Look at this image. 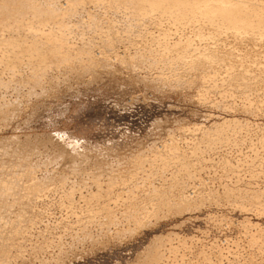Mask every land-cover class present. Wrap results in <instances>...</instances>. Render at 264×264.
<instances>
[{
    "label": "rangeland",
    "instance_id": "374dc122",
    "mask_svg": "<svg viewBox=\"0 0 264 264\" xmlns=\"http://www.w3.org/2000/svg\"><path fill=\"white\" fill-rule=\"evenodd\" d=\"M69 1L1 10L0 264H264V25Z\"/></svg>",
    "mask_w": 264,
    "mask_h": 264
},
{
    "label": "bare ground",
    "instance_id": "6f19581e",
    "mask_svg": "<svg viewBox=\"0 0 264 264\" xmlns=\"http://www.w3.org/2000/svg\"><path fill=\"white\" fill-rule=\"evenodd\" d=\"M78 1H80V0H70L69 2H78ZM98 1L99 0H86L84 2V4L83 3L82 4L85 5V3H86L87 5L88 4L90 5V2H94L95 3V2H98ZM105 1H107V0H105ZM122 1L130 2V6H136V7H139L141 5L140 2H144V0H122ZM161 1H163V2H161ZM188 1L189 0H185V1H183V0H152V2L149 5H150V8L153 9V10H157L158 8L159 9H162V8L170 9V5L180 6V11H178L179 17H185V18H187V21H190V22H193V21H195L198 18H207L208 21L213 22L212 21L213 16L217 15V16H221L223 19H226L225 21H227L229 23V26L232 27V28H235V29H238V28H241V27L254 29L256 27H259L260 25H264V12H262V9H264V8H261L256 13L253 12L254 10H256L258 8V6L264 7V5H261L260 2L258 3L255 0H201L203 2L201 4L202 6L199 5V6H195L194 8H192V6H189ZM210 1H214L215 3H214V5L212 7L209 8V7H207V5L209 4L208 2H210ZM87 2H89V3H87ZM14 3H17L16 0H5V1L1 2L0 3V14L2 13L1 10L5 11L8 6H10L11 4H14ZM107 4H110V3H107ZM64 5H65V3H64ZM64 5L61 6V7H63V9L67 6V3H66L65 7H64ZM70 7H71V4H69L67 8L69 9ZM79 7H81V6H79ZM65 11H66V9H65ZM71 11H69V13ZM27 12H28V14H30V16L32 15L35 18H38L40 15H42V11L40 9H36L33 6L28 7V11ZM63 12H64V10L62 11V13ZM64 14H66V13H64ZM63 18H64V15L61 18V20ZM55 20L53 19V21H55ZM4 21L6 23V19L2 20L1 23L4 22ZM2 26L0 25V29L3 28ZM6 26H9V25H4V27H6ZM18 28H20V27H18ZM18 28H16V29L18 30ZM35 32H36V30H35ZM49 32L47 34L45 32L44 33L43 32L40 33L41 35H43L40 39H44L43 40L44 42L40 41L39 43L35 44L32 48H29L30 50L27 47H25V49H24V51L27 54H28V52L30 53L29 54V58L32 57L36 62H38V64H44L45 63V59H46L45 54H47V53L48 54H53V56L54 55L58 56L59 54H62V53H59L60 52L59 49L62 47L60 42L63 39V35L60 32V34L58 36H53L52 34H49ZM58 39H60V41ZM7 45L10 46L11 42H8ZM46 45H48L49 48H46ZM14 46L17 47L16 45H14ZM18 48H20V47L18 46L16 48V51H17ZM8 49H10V48H8ZM20 51H22V50H19L18 52L21 53ZM10 53H12V52H10ZM22 53H24V52H22ZM15 55H17V53ZM7 56H8V54H7ZM7 56H5V58ZM13 56H14V54H13ZM13 56H11L10 58H8V57L7 58L8 59H12ZM24 56H26V55H24ZM15 62H16V60H15ZM9 65H11V64H9ZM36 66H34V67H36ZM39 67L43 71V69H44L43 65H39ZM37 69H39V68H37ZM41 70H39V71H41ZM28 188H29V190H27ZM27 189L26 190L28 192H30V194L34 195L33 197L38 196L37 194L40 192L35 186H28ZM98 197H96V198H98ZM103 208H104V206H103Z\"/></svg>",
    "mask_w": 264,
    "mask_h": 264
}]
</instances>
